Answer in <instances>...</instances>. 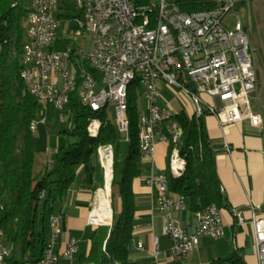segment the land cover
I'll return each instance as SVG.
<instances>
[{
  "label": "built area",
  "instance_id": "1",
  "mask_svg": "<svg viewBox=\"0 0 264 264\" xmlns=\"http://www.w3.org/2000/svg\"><path fill=\"white\" fill-rule=\"evenodd\" d=\"M63 1V0H62ZM61 0H31L27 13V53L23 56L24 70L36 88V101L41 109L60 106L65 110L70 102L75 82L81 75H89L85 91L86 106L92 111L100 106L112 107L119 129L123 131L126 99L122 96L124 79L133 71L146 72V80L140 83L146 106L139 112V131L142 134L140 155L153 160L158 141L164 142L163 128L171 117L167 107L159 104L162 98L161 84L173 87L187 96L197 117L214 115L220 124L249 119L253 125L263 123V116L250 108V97L257 90V70L249 53V37L240 20L234 29L223 23L227 12L236 8L242 0H218L212 9L182 11L172 0H92L88 15H80V0H64L74 3L79 11L80 22L75 27V40L91 36L89 49L83 46L89 57L90 69L81 72L69 57V46H57L60 40L57 17ZM81 20H88V28H81ZM113 34H121L122 46H115ZM92 66H99L100 81L91 80ZM213 100V103L209 101ZM41 123L46 122V117ZM39 122V123H40ZM38 125V122H36ZM101 119L89 120L87 131L101 128ZM173 138L182 134L177 125ZM100 162L106 171L109 160V145L98 148ZM175 174L182 175L186 160L174 157ZM145 183L156 187L157 208L164 214L165 230L173 240V260H186L198 248L202 237L221 238L224 222L221 209L209 204L194 211L195 228L189 232L173 215L187 208L184 196H172L168 192L166 177L151 173ZM239 221L244 224V217ZM92 222V221H91ZM60 219L50 218L51 238L43 257L36 263L64 264L61 256L72 259L78 249L75 238L66 241L62 253L55 252L61 234ZM93 224H96L92 222ZM253 227L259 263L264 264V218L253 213ZM143 248L141 242L138 243ZM8 246L3 241L0 229V264H4ZM157 256V243L153 250ZM214 264H232L222 260Z\"/></svg>",
  "mask_w": 264,
  "mask_h": 264
},
{
  "label": "trees",
  "instance_id": "2",
  "mask_svg": "<svg viewBox=\"0 0 264 264\" xmlns=\"http://www.w3.org/2000/svg\"><path fill=\"white\" fill-rule=\"evenodd\" d=\"M172 1L185 12L218 6V0ZM28 2L0 0V229L4 243L10 248L8 261L12 264L36 263L43 257L51 238L50 218L54 214L55 203L66 195L76 180L80 166L90 174L92 182L96 181L95 190L104 187L105 174L98 148L100 145H112L114 158L110 183L113 221L111 225L96 228L91 237L90 250L79 258V264H127L136 224L133 180L142 173L136 106L138 95L130 86L129 139L126 141L117 125L107 118L105 110L93 112L81 102L79 88H75L65 109L71 114L73 126L63 130V133L75 137L77 141L59 147L53 152L45 174L35 175V135L31 123L39 106L20 76L23 46L27 41ZM67 6L63 0L59 9ZM62 16L64 14L57 13L59 19ZM66 40L60 38L57 46L62 47ZM133 84L141 88L137 80ZM93 116L102 120L96 137L90 136L87 131ZM169 121L182 128L181 136L171 140L168 147L165 174L169 194L184 196L187 207L192 211L209 204H216L219 208L226 206L205 117L189 115L182 110L172 115ZM174 148H178L186 160V168L180 176L173 175L169 168ZM117 197L119 209L116 208ZM230 261L232 264H244L239 257Z\"/></svg>",
  "mask_w": 264,
  "mask_h": 264
},
{
  "label": "crops",
  "instance_id": "3",
  "mask_svg": "<svg viewBox=\"0 0 264 264\" xmlns=\"http://www.w3.org/2000/svg\"><path fill=\"white\" fill-rule=\"evenodd\" d=\"M257 73L259 74V71ZM160 85L164 100H167L163 94L164 91L174 96L177 94L182 95L190 106L191 112L189 115L193 114V107L187 96L180 91L179 93L173 87L161 83ZM162 106L168 108L171 116L180 112L169 100L168 104ZM258 112L263 116V123L260 125H253L249 119H244L220 126L214 115L205 117L207 132L215 150L216 170L226 199V206L220 208L225 233L217 239L202 237L198 248L186 260L172 259L173 240L165 230L164 214L157 208L155 202L158 190L156 187H150L145 183V178L151 173H165L170 143L158 141L153 160L141 157L142 164L145 163L146 167L144 173L133 180V190L136 196V224L127 264H212L216 261H230V259L236 257H239L244 264H260L256 252L253 227L250 223L254 212L258 217L264 218V111L258 108ZM69 115L71 128L73 121L70 113ZM46 123L47 121L43 124ZM166 124L169 128L174 124L179 126L169 120ZM52 154L53 152L50 149L47 150L49 158ZM104 174V187L106 186L107 189L108 179L105 170ZM109 185L110 202L112 204L111 183ZM94 186H96V181L93 180L92 182L90 174L85 173L82 166H80L77 170L76 180L58 203L59 212H54V215L60 219L59 225L61 228V234L55 245V252L60 255L66 241L70 238H75L78 242V249L72 259H65L61 256V262L64 264H79V258L87 255L90 250L91 237L94 231L101 225L93 224L90 220L95 207L99 203L98 192L104 188L95 190ZM119 207L120 201L117 197L116 208L119 209ZM173 215L189 232L194 231V211L187 207L175 211ZM240 217H244L246 221L244 224L240 223ZM87 229L92 233L89 237L88 246H85L84 243L81 250L80 241L77 237L85 238L84 235L87 233ZM139 242L143 244V248L138 246ZM155 243H157V256L152 253ZM79 252L82 254L76 258V254Z\"/></svg>",
  "mask_w": 264,
  "mask_h": 264
},
{
  "label": "rangeland",
  "instance_id": "4",
  "mask_svg": "<svg viewBox=\"0 0 264 264\" xmlns=\"http://www.w3.org/2000/svg\"><path fill=\"white\" fill-rule=\"evenodd\" d=\"M67 2L68 8L58 10V13L64 14V16L60 18L62 23L58 29L59 37L61 39H67L64 46L70 45L73 47H79L80 45L89 49L91 46L90 34L84 38L80 37L76 40L74 39L75 27L78 26L80 22L78 17L79 11L74 3L70 1ZM28 6H31V0H29ZM238 20H240L244 32L249 37V53L256 70L259 71L257 77V90L250 97V108L253 112H258V108L264 111V0H242L238 3L236 8L227 12L223 17V23L231 29L236 27ZM131 86L138 95L136 106L138 111H140L146 106V99L143 96V87L140 86L141 88H139L135 84H132ZM163 94L167 100H164V97H162V100H159L160 104H168L169 100L176 109L179 111L184 110L187 114H190V106L182 95L177 94L174 96L167 91H164ZM209 101L213 103L212 99ZM106 114L107 118L118 127L114 109L112 107H107ZM44 117L47 119L46 124L40 122ZM35 121L38 122V125L34 133L36 151L34 172L37 176H43L51 160V158L47 156V150L50 149L52 152H56L59 147L67 146L77 141V139L69 134L63 133V130L70 128V115L66 110L54 106H49L46 110L39 108L36 112ZM122 145L125 146L126 142L123 141ZM145 167L146 164H142V173H144ZM103 189H106V186ZM108 196L110 198V186ZM58 203L59 201L55 203L54 212L56 213L59 212ZM91 233L92 231L87 229V233L84 235L85 238L77 237L80 241L81 250L84 247V243L85 246H88ZM80 254L82 253H77L76 258Z\"/></svg>",
  "mask_w": 264,
  "mask_h": 264
},
{
  "label": "bare ground",
  "instance_id": "5",
  "mask_svg": "<svg viewBox=\"0 0 264 264\" xmlns=\"http://www.w3.org/2000/svg\"><path fill=\"white\" fill-rule=\"evenodd\" d=\"M80 15H88L89 10H92V0H80ZM81 28H88V20H81ZM113 43H115V46H122V39L121 34H113ZM27 53V41L25 42L23 46V56H26ZM69 57L73 58L74 65L77 66V69L81 72H88V69H90V62L89 57H87V54L84 50L78 49V47L69 46ZM98 75V76H97ZM20 76L23 79L24 83L26 84L27 90L29 93L35 98L36 100V88L35 85H31L30 76L26 74L24 70V59H23V67L20 71ZM91 80L93 81H100V68L99 66H92V72H91ZM137 80L138 83H142L146 80V72L144 71H133L129 77L124 79V87L122 89V96L126 99V107H125V121L126 124H124V133H125V139H129V115H128V107H129V101H128V93H129V87L133 84V82ZM87 85H89V75H81L80 78H77V82H75V88H79V98L81 102L86 106L85 102V91H87ZM56 108L60 109V106H54ZM109 106H100L93 108V112H100L105 110ZM92 119H101L98 116H93ZM118 124V122H117ZM119 128V124H118ZM37 129L36 121L34 120L31 123V130L35 133ZM101 128H93L92 137L98 136ZM138 129H139V115H138ZM119 131L123 135V131L119 129ZM163 137L164 142L170 143L171 140H176L178 138H173V129L172 128H163ZM142 147V134L139 131V148ZM174 157H178V148H174L171 158H170V170L171 173L175 176H179V174H175V168H174ZM113 158H114V149L112 145H109V160L108 164H106V175H107V189H100L98 192L99 197V203L95 207L92 216L91 221L96 224L106 225L110 223L112 214H113V208L110 202V198L108 196L109 194V184L111 180V174L113 173ZM163 176L166 177V184L168 188V179L164 172H162ZM9 248V247H8ZM10 255V248L9 250H6V258H4V264H12L8 261V257Z\"/></svg>",
  "mask_w": 264,
  "mask_h": 264
},
{
  "label": "water",
  "instance_id": "6",
  "mask_svg": "<svg viewBox=\"0 0 264 264\" xmlns=\"http://www.w3.org/2000/svg\"><path fill=\"white\" fill-rule=\"evenodd\" d=\"M112 221H113V214H112V218H111V221H110V223H108V224H112Z\"/></svg>",
  "mask_w": 264,
  "mask_h": 264
}]
</instances>
